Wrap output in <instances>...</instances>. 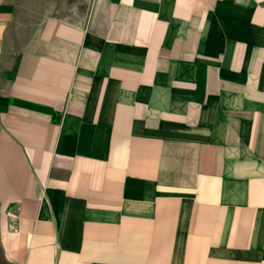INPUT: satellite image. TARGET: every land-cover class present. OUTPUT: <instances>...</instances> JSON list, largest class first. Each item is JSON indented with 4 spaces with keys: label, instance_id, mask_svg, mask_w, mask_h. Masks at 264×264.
Returning a JSON list of instances; mask_svg holds the SVG:
<instances>
[{
    "label": "crops",
    "instance_id": "obj_1",
    "mask_svg": "<svg viewBox=\"0 0 264 264\" xmlns=\"http://www.w3.org/2000/svg\"><path fill=\"white\" fill-rule=\"evenodd\" d=\"M58 5L0 0V264H264V0Z\"/></svg>",
    "mask_w": 264,
    "mask_h": 264
},
{
    "label": "rangeland",
    "instance_id": "obj_2",
    "mask_svg": "<svg viewBox=\"0 0 264 264\" xmlns=\"http://www.w3.org/2000/svg\"><path fill=\"white\" fill-rule=\"evenodd\" d=\"M59 2L58 8H56V15L65 18H74L76 15H82L81 8L86 3V0H56ZM75 9V10H74ZM3 260L2 252L0 249V261Z\"/></svg>",
    "mask_w": 264,
    "mask_h": 264
},
{
    "label": "built area",
    "instance_id": "obj_3",
    "mask_svg": "<svg viewBox=\"0 0 264 264\" xmlns=\"http://www.w3.org/2000/svg\"><path fill=\"white\" fill-rule=\"evenodd\" d=\"M9 217L11 218L12 222H14L17 219L16 214H14L13 212L9 213Z\"/></svg>",
    "mask_w": 264,
    "mask_h": 264
}]
</instances>
